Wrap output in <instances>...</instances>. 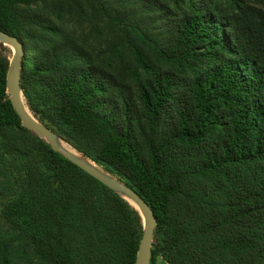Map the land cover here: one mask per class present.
I'll use <instances>...</instances> for the list:
<instances>
[{"label": "trees", "instance_id": "trees-1", "mask_svg": "<svg viewBox=\"0 0 264 264\" xmlns=\"http://www.w3.org/2000/svg\"><path fill=\"white\" fill-rule=\"evenodd\" d=\"M0 29L36 118L152 208L150 264H264V0H0ZM8 67L0 214L28 264H134L141 213L22 124Z\"/></svg>", "mask_w": 264, "mask_h": 264}, {"label": "water", "instance_id": "water-1", "mask_svg": "<svg viewBox=\"0 0 264 264\" xmlns=\"http://www.w3.org/2000/svg\"><path fill=\"white\" fill-rule=\"evenodd\" d=\"M0 42L6 45L8 44L12 47V53L9 57V67L6 73V89L11 104L19 115L22 124L34 131L37 135L43 137L54 150L61 152L65 157L87 171L89 174L93 175L110 188L119 192L139 210L143 218V229L138 243L134 264H150L151 242L153 238L154 227L157 224V218L148 202L136 189H134L125 181L121 180L110 172L95 166L84 158L76 155L69 148L65 147L59 141V139L62 140V138L58 136L54 129L40 122L32 115V113L25 106L20 85L21 57L23 54L22 42L18 36L1 29Z\"/></svg>", "mask_w": 264, "mask_h": 264}, {"label": "rangeland", "instance_id": "rangeland-1", "mask_svg": "<svg viewBox=\"0 0 264 264\" xmlns=\"http://www.w3.org/2000/svg\"><path fill=\"white\" fill-rule=\"evenodd\" d=\"M22 42V40H21ZM6 46L7 49H8V54H9V57L11 56V53H12V47L9 46L8 44H4L2 42H0V48L1 46ZM22 46H23V42H22ZM23 99H24V103H25V106L28 108V110L32 113V115L36 118V116L33 114V112L30 110V108L28 107V105L26 104V101H25V98H24V95H23ZM60 142L62 144H66V145H69L68 143H66V141H64L63 139L60 140ZM70 147H72L71 145H69ZM73 148V147H72ZM75 149V148H73ZM76 150V149H75ZM77 151V150H76ZM80 153V152H79ZM85 156V155H84ZM89 158V157H87ZM90 159V158H89ZM92 160V159H90ZM93 161V160H92ZM94 163H96L97 167L105 170V171H108L106 170L101 164L93 161ZM0 169H1V166H0ZM109 172V171H108ZM112 174V173H111ZM3 179V173L0 171V181ZM129 201V200H128ZM19 232L16 231V230H13L10 226L7 225V223L3 220V218L1 217V214H0V247L2 245V243L6 240V238H9L10 236H14V241H11V245H10V254L12 256V259H13V264H28L30 262L31 259H34V256L31 255V250L22 242V241H19L20 237L17 236ZM15 237L18 239L19 242H17L15 240ZM153 239V238H152ZM158 258V257H157ZM1 264V262H0Z\"/></svg>", "mask_w": 264, "mask_h": 264}, {"label": "bare ground", "instance_id": "bare-ground-1", "mask_svg": "<svg viewBox=\"0 0 264 264\" xmlns=\"http://www.w3.org/2000/svg\"><path fill=\"white\" fill-rule=\"evenodd\" d=\"M59 141H60V139H59ZM63 145H64L65 147L69 148L70 150H72L76 155H78V156L84 158V159L87 160L88 162H90V163L94 164L95 166H97L96 163H94L92 160H90L89 158H87L86 156H84L81 152L79 153L78 151H76L75 149H73L72 147H70L69 145H66V144H63Z\"/></svg>", "mask_w": 264, "mask_h": 264}, {"label": "crops", "instance_id": "crops-1", "mask_svg": "<svg viewBox=\"0 0 264 264\" xmlns=\"http://www.w3.org/2000/svg\"><path fill=\"white\" fill-rule=\"evenodd\" d=\"M155 264H169L166 260L161 257H158L155 261Z\"/></svg>", "mask_w": 264, "mask_h": 264}]
</instances>
